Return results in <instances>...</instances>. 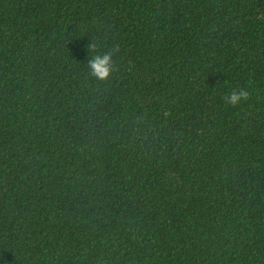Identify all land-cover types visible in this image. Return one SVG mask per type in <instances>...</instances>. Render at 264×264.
Instances as JSON below:
<instances>
[{
    "label": "trees",
    "instance_id": "16d2710c",
    "mask_svg": "<svg viewBox=\"0 0 264 264\" xmlns=\"http://www.w3.org/2000/svg\"><path fill=\"white\" fill-rule=\"evenodd\" d=\"M0 264H264V0H0Z\"/></svg>",
    "mask_w": 264,
    "mask_h": 264
},
{
    "label": "clouds",
    "instance_id": "9594fccd",
    "mask_svg": "<svg viewBox=\"0 0 264 264\" xmlns=\"http://www.w3.org/2000/svg\"><path fill=\"white\" fill-rule=\"evenodd\" d=\"M96 45L94 43L88 44V51H91V55L87 54V70L88 74L96 81H107L112 73V51L98 52L96 51ZM249 92L246 88H232L223 97V100L228 105H236L245 98H247Z\"/></svg>",
    "mask_w": 264,
    "mask_h": 264
}]
</instances>
